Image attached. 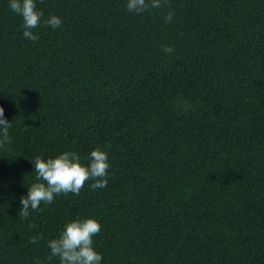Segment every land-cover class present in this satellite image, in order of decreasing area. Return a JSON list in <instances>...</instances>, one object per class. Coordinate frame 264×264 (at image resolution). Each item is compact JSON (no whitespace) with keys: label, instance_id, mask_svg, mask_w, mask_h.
<instances>
[{"label":"trees","instance_id":"16d2710c","mask_svg":"<svg viewBox=\"0 0 264 264\" xmlns=\"http://www.w3.org/2000/svg\"><path fill=\"white\" fill-rule=\"evenodd\" d=\"M36 2L62 24L34 42L0 0V264H60L48 243L77 218L102 225L101 264H264V0ZM97 147L107 187L18 215L37 156Z\"/></svg>","mask_w":264,"mask_h":264},{"label":"clouds","instance_id":"9594fccd","mask_svg":"<svg viewBox=\"0 0 264 264\" xmlns=\"http://www.w3.org/2000/svg\"><path fill=\"white\" fill-rule=\"evenodd\" d=\"M42 3L43 0H40ZM168 4V0H128L127 10L137 15L152 9H158ZM9 8L12 12L22 18L24 29L23 36L31 41H37L39 36L34 33L41 24L50 26L53 29L59 28L62 20L53 15L44 18V12L37 8L36 0H10ZM175 13L169 11L165 16V22L173 20ZM162 51L171 54L174 49L168 46L162 47ZM12 123L5 119L4 108L0 107V148L11 144L9 129ZM111 145H104V149H110ZM88 164L81 162L80 155L75 151H65L55 158H48L46 161L40 156L35 158L34 171L36 177L27 196L20 198L22 205L18 215L27 219L30 211L39 212L41 203L52 204L55 197L67 196L69 193L79 195L85 183L94 181L90 187L92 189H103L107 187L109 169L111 164L107 151L100 147L95 148L88 157ZM34 228L35 224H30ZM102 230V225L92 218L73 220L65 224L58 238L49 241L48 248L50 255L48 261L58 258L60 264H101L102 255L94 248V237ZM43 239V234L33 236L30 239L32 244H36ZM36 264H41L39 260Z\"/></svg>","mask_w":264,"mask_h":264}]
</instances>
